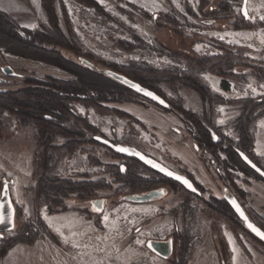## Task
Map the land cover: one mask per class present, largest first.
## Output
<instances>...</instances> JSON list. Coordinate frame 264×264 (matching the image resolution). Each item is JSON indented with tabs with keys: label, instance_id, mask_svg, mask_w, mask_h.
I'll return each instance as SVG.
<instances>
[{
	"label": "rangeland",
	"instance_id": "1",
	"mask_svg": "<svg viewBox=\"0 0 264 264\" xmlns=\"http://www.w3.org/2000/svg\"><path fill=\"white\" fill-rule=\"evenodd\" d=\"M213 1L208 0L209 4L203 7L204 12L210 10V6L214 5ZM62 2L83 50L93 54L99 61L118 64L144 61L158 68H186V60L181 55L190 57L212 55L218 53V47L222 45L242 49L243 56L246 58L244 61L249 66L264 62V27L256 25L257 21H264V0H247V21L250 22V27L237 30L227 25L233 16L236 19L242 18L240 0H230L229 9L223 13L222 17L218 16L222 19L220 21L213 20L215 17L211 18L212 20L206 19L208 15H203L199 10L201 0H62ZM187 7L196 14V17L188 13ZM0 10L15 19L21 28L27 30L37 29L40 24L47 23V15L41 5V0H0ZM56 12L60 18V9L57 3ZM166 16L172 21L165 19ZM188 23L193 25L190 26ZM210 26L212 28H209ZM117 42H122L125 47H119ZM3 66H9L15 76L4 75L1 72ZM236 70L242 74V78L239 80L218 77L209 72H201L200 77L210 90L224 98L239 99L264 96V81H259L250 67H237ZM23 76L36 78L52 76L66 79L80 77L83 80L85 78L94 81L93 83H103L95 74L90 75L82 72L81 75L75 76L49 64L2 53L0 79L7 81L11 87L20 84ZM3 86L6 85L0 84V88ZM164 91L168 97H181L187 109L194 112L201 110V101L196 92L186 88H181L177 92H172L169 89ZM102 105L126 113L132 118H122L112 113L100 115L93 108L80 104H75V107L82 116H85L92 125L99 129L105 138L120 140L122 134L129 127L133 128L136 138L150 156L174 169L179 168L193 174L194 169L184 162V157L194 159L195 152L187 141L189 140L188 135H185V139L182 138L185 131L184 126L174 115L152 107H144L138 103L105 101ZM218 112V116L214 119L215 124L223 127L222 131L226 136H233L229 124L237 117L240 110L235 106L220 105ZM132 119H136L139 123H135ZM11 120L12 126L8 129L11 134L0 139V180L3 185L11 181L9 187L12 186L13 191L16 189L15 185L22 186L23 193L30 197V202L28 198H25V208L29 205L32 215V197L24 189L33 184L31 155L34 150L32 137L34 128L30 122ZM255 132L258 138L257 148L261 154H264L263 117L257 120L254 134ZM90 156L97 159L99 164L92 163ZM262 159L264 166V158ZM116 161L107 154L105 148L95 147L82 149L70 157L62 158L58 168L62 177L79 180L105 178L106 183L109 184V188L97 190L95 197L91 199L105 200V204L97 216L93 214L96 211L91 207L90 201H77L73 194L72 198L67 201V204L73 209L66 211L78 212L83 218L84 226L88 224L89 227H94L96 244L98 242L103 244L98 252L99 256L95 257L91 264H169V260L162 259L150 252L145 243L149 239L165 240L171 236L174 222H177L179 229L182 228L181 217H173L169 214L170 208L181 201L182 195L169 192L165 198L147 203H132L123 200L115 202L116 204L113 203V198L116 201V197H113V190L118 186V183L113 181L105 166ZM195 170L196 174L194 175L198 177L199 183L211 188L216 197L220 196L222 192L213 183L215 180L211 174L208 173L214 181L207 184L206 177H203L201 170L197 168ZM204 171L207 173L205 168ZM236 184L244 191L245 196L242 202L245 207L262 216L264 214V182L240 174ZM200 206L201 204L196 205L195 215L189 222L190 226H197V232L190 234L192 236L191 254L194 248H202L199 247L202 242H205L206 245L211 244L214 248V238L221 237L218 227L224 225L228 228L221 219L210 218L201 213ZM20 209L23 218L31 217V215L24 217L22 207ZM26 209L28 211V208ZM41 212L52 226L63 219L62 212L50 214L45 206L40 208V215ZM90 213L93 215L89 216ZM63 215L68 214L64 213ZM212 221L217 228L215 233L212 232ZM43 222L45 223L44 220ZM51 234L57 242L55 235L52 232ZM209 234L211 239L208 237ZM203 238H207V240ZM242 239L249 240L256 245L249 237L239 234V242L237 239L236 241L242 247H244ZM222 240L226 244L223 238ZM256 247L260 251L257 245ZM204 248L205 246L195 254V258L201 255L203 262L201 264L209 262L210 251ZM226 248L225 259L229 264L227 244ZM177 249L178 245L175 244L172 257L175 256V253L177 254ZM260 253L262 254L261 251ZM81 257L82 254L77 255L78 259Z\"/></svg>",
	"mask_w": 264,
	"mask_h": 264
},
{
	"label": "trees",
	"instance_id": "2",
	"mask_svg": "<svg viewBox=\"0 0 264 264\" xmlns=\"http://www.w3.org/2000/svg\"><path fill=\"white\" fill-rule=\"evenodd\" d=\"M56 3L60 9V18L56 12ZM207 4L208 0L200 2L199 10L203 15H210L203 11V7ZM41 5L46 12L47 23L40 24L34 30L21 28L15 19L0 10V58L2 53H7L52 65L75 76L81 75L82 72L95 74L103 83H93L94 81L85 78L83 80L80 77L66 79L52 76L39 78L23 76L20 84L11 87L7 81L0 82L1 85H6L0 88L2 90L0 91V139L11 134L8 132L12 126L11 119L30 122L34 128L32 134L34 150L31 155L33 184L24 189L31 194L33 214L29 218H23L20 207L13 203L15 226L11 233L4 234L0 238V257L16 244L30 245L44 238L55 242L41 218V207L45 206L50 214L64 212L73 209L67 204L72 194L77 201L89 202L95 197L97 190L109 188L105 178L70 179L62 177L58 172L62 158L70 157L82 149L95 147L105 148L107 154L117 160L105 166L113 181L118 183L113 190V197H116V201L113 198V203L122 200L129 202L124 199L126 195L146 193L165 184L172 187L171 192L182 195L181 201L169 210V214L173 217L180 216L182 220L180 229L177 222H174L175 244L178 245V249L169 264H187L190 258L192 236L189 232V222L195 215L197 204H201L199 211L207 217L221 219L238 242L239 234L252 239L264 255V243L245 228L244 223L235 216L222 198H216L211 188L201 186L189 173L176 168L175 171L189 178L200 192L199 195L190 193L181 185L164 179L139 161L115 154L94 140L95 136L103 138L105 136L75 108V104H80L93 108L100 115L112 113L131 119L132 117L126 113L102 105L105 101H119L138 103L144 107L171 113L184 126L186 134L183 133L182 138L185 139V135H188L197 158L211 174L217 187L222 193L224 190L230 191L250 220L264 232V218L245 207L242 202L245 194L235 183L238 179L237 173L264 182V179L247 167L239 157V153L245 154L264 171L263 159L254 152V129L257 120L264 117V96L224 98L210 90L200 77L201 72H209L218 77L239 80L242 74L237 72L236 68L250 67L257 79L264 81V65H261L264 62L249 66L244 61L246 58L242 49L222 45L218 47L219 52L212 55L198 57L181 55L186 60V68H158L144 61L123 64L99 61L93 54L83 50L62 0H41ZM186 9L191 16L196 17L189 7ZM218 12L216 10L213 13ZM164 18L172 21L167 16ZM188 25L193 24L188 23ZM256 25L264 27V21H257ZM249 27L250 22L240 18L235 19L230 28L237 30ZM117 45L125 47L122 42H117ZM81 58L92 63L97 69H110L153 91L169 105V108L163 109L112 78L84 67L80 62ZM181 88L190 89L198 94L201 101L200 111L187 109L181 97H168L164 91L169 89L177 92ZM220 105L235 106L240 110L237 117L229 124L233 136H226L222 131L223 127L217 126L214 122L219 114ZM132 120L139 123L136 119ZM111 141L114 144L132 146L147 154L144 146L136 138L133 128L129 127L120 140ZM90 160L94 164H99L94 157L90 156ZM122 164L125 166L124 173L120 171ZM2 185L0 180V189ZM93 214L97 216L100 212L96 211ZM93 214L90 213L89 216ZM211 228L215 233L217 228L213 221ZM213 245L220 264H227L225 259L227 248L222 238L216 236Z\"/></svg>",
	"mask_w": 264,
	"mask_h": 264
},
{
	"label": "crops",
	"instance_id": "3",
	"mask_svg": "<svg viewBox=\"0 0 264 264\" xmlns=\"http://www.w3.org/2000/svg\"><path fill=\"white\" fill-rule=\"evenodd\" d=\"M257 139L255 132L254 152L259 157L264 158V154H261L259 148H257ZM184 162L194 169L192 175L196 174L195 169L197 168L198 170H201L203 177H206L207 184L212 183L213 180L211 176H209L208 172L205 173L204 167H202L195 158L184 157ZM194 176L198 180V177L196 175ZM238 176H240V174H238ZM12 188V186L9 187L12 202L22 207L24 217H29L31 215L30 206L28 205L26 207L28 208L27 211L24 201H26L25 198H28V201L30 202V197L23 193L21 185H15L16 189L14 191ZM13 192L15 193V196ZM64 213L68 215L64 216ZM62 216L64 220L62 219L58 221L55 226H52L44 218L45 216H43L41 212V218L47 224L50 232L55 235L57 242H52L45 238L36 240L30 245L18 244L10 248L4 256L0 258V264H91V261L99 256L98 252L100 251L101 246H103L101 242L96 244L94 240V227H89L88 224L84 226L83 218L78 212L66 211L62 212ZM262 216L264 217V214H262ZM189 232L196 233L197 226H190ZM218 232L227 244L229 264H264V256L260 253L253 242L242 239L244 246L242 247L237 243L233 233L224 225L218 227ZM208 237L210 238V234ZM203 239L207 240V238ZM204 246V249L207 248L210 251L209 262H204V264H218L219 260L213 246L211 244L206 245L205 242H202V244L199 245V247L202 248ZM202 248H194L187 264L203 263L201 255L199 257L196 256L195 258V254H197ZM79 254H82L80 259L77 258V255ZM193 259H195V261H193Z\"/></svg>",
	"mask_w": 264,
	"mask_h": 264
},
{
	"label": "water",
	"instance_id": "4",
	"mask_svg": "<svg viewBox=\"0 0 264 264\" xmlns=\"http://www.w3.org/2000/svg\"><path fill=\"white\" fill-rule=\"evenodd\" d=\"M246 1L247 0H242V5H241V14L245 19L248 18V14L246 11ZM80 62L84 67L91 69V70H96L99 73L112 78L113 80L119 82L120 84L124 85L128 89L136 92L140 96L162 107L163 109L169 108V105L160 96H158L153 91L145 87H142L140 84L134 81H131L130 79L110 69H97L92 63H90L86 59L81 58ZM1 72L8 77L15 76L14 71L9 66H3L1 68ZM0 82L3 83L4 80L0 79ZM148 93H150L151 95H148ZM94 140L97 141L99 144L105 146L106 148L110 149L117 155H120L125 158H134L138 160L143 165L150 168L151 170L158 173L159 175L173 182L178 183L185 190L191 193H198V191L193 186L192 182L187 177L166 167L159 161L152 158L150 155L144 154L132 146L114 144L111 141L105 138H102V137L95 136ZM119 149H125V151H120ZM239 157L247 167H249L253 172H255L257 175H259L260 177L264 179V171L260 169L259 167H257L245 154L239 153ZM120 169H121V172H124L125 168L124 166H120ZM169 173H171V175H169ZM177 177H179L180 179H177ZM184 181H187V184H185ZM10 183L12 182L9 181L5 183L0 190V237H2L4 233H9L14 229L15 210H14V205H13V202L10 196V191H9ZM161 195H162V191L156 190V191H150V192L141 193V194L126 195L124 199L132 203H147V202L154 200L155 198H158ZM223 198L227 202L231 210L234 212V214L238 217V219L244 223L245 228L253 236H255L256 238H258L264 243V239H262L259 235L253 232L248 227V225L251 224L260 233H264V232L250 220L245 210L239 204L236 198L232 195V193L225 190L223 194ZM104 204H105L104 199H96V200L90 201L91 207L95 208V211L97 212L102 210ZM237 208L239 209V211H237ZM145 246L150 252H152L156 256L162 259H165V260L171 255L172 250H173V243L171 239H166V240L149 239L146 241Z\"/></svg>",
	"mask_w": 264,
	"mask_h": 264
},
{
	"label": "flooded vegetation",
	"instance_id": "5",
	"mask_svg": "<svg viewBox=\"0 0 264 264\" xmlns=\"http://www.w3.org/2000/svg\"><path fill=\"white\" fill-rule=\"evenodd\" d=\"M241 1V5H242V0H240ZM229 2H230V0H214L213 1V4L215 5H209L210 6V10L208 11V13H210V15H208V16H206L207 18L206 19H210V20H212L211 18H213V17H215V19H213V20H215V21H220V20H222L221 18H218V16H220V17H222V15H223V13H225L229 8H228V6H229ZM246 3H247V1H246ZM209 4V3H208ZM207 4V5H208ZM207 5H205V6H207ZM219 11L218 13H213V12H215V11ZM240 13H241V8H240ZM242 15V14H241ZM226 17H229V15H226ZM242 20H244L245 22H247V19H245L243 16H242ZM233 19V20H232ZM232 19H230L229 21V23H228V25L227 26H232V22L236 19V17H232ZM232 21V22H231ZM76 108V107H75ZM78 112V111H77ZM103 138V137H102ZM105 139H107V138H105ZM107 140H109V139H107ZM109 141H111V140H109ZM188 141V143L190 144V146H191V148H192V150L195 152V148L191 145V143L189 142V140H187ZM112 142V141H111ZM118 144H121V143H118ZM122 145H124V144H122ZM145 154V153H144ZM147 155H149L148 153H147ZM152 157V156H151ZM123 158H125V157H123ZM153 158V157H152ZM195 158H196V160L203 166V164H202V162L197 158V156H196V153H195ZM130 159H134V158H130ZM155 159V158H154ZM134 160H136V159H134ZM155 160H157V159H155ZM138 161V160H137ZM157 161H159V160H157ZM117 162V161H116ZM160 162V161H159ZM141 163V162H140ZM160 163H162V162H160ZM163 164V163H162ZM163 165H165V164H163ZM121 166H124L123 164L121 165ZM166 167H168V168H170V169H172L173 171H175V169L174 168H172V167H170V166H167V165H165ZM204 167V166H203ZM124 168H125V166H124ZM205 168V167H204ZM205 170H206V168H205ZM120 171H121V169H120ZM185 171V170H184ZM207 171V170H206ZM124 172H125V169H124ZM124 172H122V173H124ZM176 172V171H175ZM208 172V171H207ZM178 173V172H177ZM188 173V172H187ZM209 173V172H208ZM255 173V172H254ZM158 174V173H157ZM180 174V173H179ZM237 174H239V173H237ZM182 175V174H181ZM192 177H193V179L196 181V182H198L199 183V181L192 175V174H190ZM161 176V175H160ZM184 176V175H183ZM163 177V176H162ZM186 177V176H185ZM164 179H166L165 177H163ZM212 178V177H211ZM262 178V177H261ZM189 179V178H188ZM166 180H168V181H171V180H169V179H166ZM190 180V179H189ZM213 180V179H212ZM237 180V179H236ZM236 180H235V183H236ZM191 181V180H190ZM214 181V180H213ZM171 182H173V181H171ZM192 182V181H191ZM173 183H176V182H173ZM214 183H215V181H214ZM178 184V183H177ZM192 184H193V186L195 187V189L198 191V193H193V194H197V195H199L200 194V192H199V190H198V188L194 185V183L192 182ZM200 184V183H199ZM201 186H203V187H206L205 185H202V184H200ZM215 185H216V183H215ZM237 185V184H236ZM171 186L170 185H161V186H157L156 188H154V189H152V191H156V190H161L162 191V195L161 196H159L158 198H155L154 200H152V201H155V200H157V199H159V198H161V199H163V198H165L168 194H169V192L171 193ZM240 189V188H239ZM187 191V190H186ZM225 191V190H224ZM224 191H223V193H221L220 194V196H218V197H216L217 199H223L224 200V198H223V194H224ZM148 192H150V191H148ZM189 192V191H188ZM230 192V191H229ZM244 192V191H243ZM191 193V192H190ZM231 193V192H230ZM233 195V194H232ZM234 196V195H233ZM225 201V200H224ZM226 202V201H225ZM226 204H227V202H226ZM227 206L229 207V205L227 204ZM230 208V207H229ZM231 209V208H230ZM244 209V208H243ZM232 211V210H231ZM233 212V211H232ZM234 213V212H233ZM236 216V215H235ZM237 217V216H236ZM238 218V217H237ZM13 231V230H12ZM6 234V233H5ZM4 235V234H3ZM3 235H2V237H3ZM174 227H173V231H172V234H171V236H169V237H167V238H165V240L166 239H171L172 240V243H173V250H172V253H171V255L166 259L167 261L169 260H171V258H172V256H173V253H174V245H175V239H176V237H174ZM2 237H0V238H2ZM4 256V255H3ZM2 256V257H3ZM1 258V257H0Z\"/></svg>",
	"mask_w": 264,
	"mask_h": 264
},
{
	"label": "snow or ice",
	"instance_id": "6",
	"mask_svg": "<svg viewBox=\"0 0 264 264\" xmlns=\"http://www.w3.org/2000/svg\"><path fill=\"white\" fill-rule=\"evenodd\" d=\"M148 95H151L150 93H148ZM120 151H125V149H119ZM169 175H171V173H169ZM177 179H180L179 177H177ZM185 184H187V181H184ZM237 211H239V209L237 208ZM248 227L255 232L257 235H259L262 239H264V233H260L256 228H254L251 224L248 225Z\"/></svg>",
	"mask_w": 264,
	"mask_h": 264
}]
</instances>
